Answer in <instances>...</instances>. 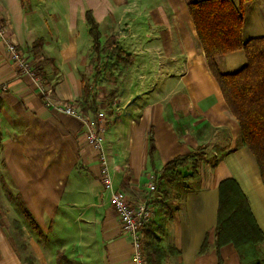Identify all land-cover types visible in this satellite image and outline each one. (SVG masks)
<instances>
[{
  "label": "crops",
  "instance_id": "obj_1",
  "mask_svg": "<svg viewBox=\"0 0 264 264\" xmlns=\"http://www.w3.org/2000/svg\"><path fill=\"white\" fill-rule=\"evenodd\" d=\"M197 1L202 0H0L9 37L53 89L54 98L86 115L105 114L104 149L113 188L131 204L152 206L147 243L165 252L162 264H218L214 229L219 184L227 178L240 185L264 234L260 170L207 65L189 10ZM232 2L238 6L239 0ZM87 11L99 24L101 42L117 36L131 57L127 68L119 65L116 83L105 82L116 68L94 81ZM243 14V41L264 37V0L248 2ZM39 40L42 47L36 51L33 44ZM217 63L222 72L235 73L247 60L243 50H236L219 56ZM0 83L8 86L0 95V157L25 218L30 223L28 212L39 227L30 223L39 240L30 241L34 257H50L44 238H51L57 248L62 239L72 257L86 254L88 264H132L130 238L120 230L85 126L44 104L33 78L19 72L1 40ZM200 146L205 155L199 176L159 202L161 193L149 190L151 178ZM0 214V264H27ZM207 236L209 251L200 254ZM221 256L224 264H241L231 245L221 248Z\"/></svg>",
  "mask_w": 264,
  "mask_h": 264
},
{
  "label": "trees",
  "instance_id": "obj_2",
  "mask_svg": "<svg viewBox=\"0 0 264 264\" xmlns=\"http://www.w3.org/2000/svg\"><path fill=\"white\" fill-rule=\"evenodd\" d=\"M250 1L252 0H239L237 6L232 0H202L190 3L189 10L205 52L207 65L230 112L239 124L243 145L251 151L257 161L264 185V37L243 41V11ZM86 23L93 41L91 65L95 71L94 81L99 82L114 68L120 76L122 70H119V65L127 68L131 64L130 55L120 48L117 36H111L106 42H101L99 24L91 11H87ZM41 47L42 40L33 44L36 51ZM236 50L244 51L246 65L235 73L222 72L218 67L217 58ZM115 92L114 90L110 95L111 102H114ZM84 105L86 102L81 104L86 112ZM91 109L95 110L94 105H91ZM204 155V147L200 146L185 157H176L169 161L156 172V185L159 186L168 179L182 185L196 179ZM154 156L155 145L153 139H150L149 157L152 165ZM26 215L33 227L39 230L28 212ZM263 242L264 234L238 182L233 178L221 181L217 224L214 229L218 264H224L221 248L227 245L235 248L241 264H264V255L260 249ZM209 248L207 236L199 253L205 254ZM146 250L148 264H162L165 252L158 245L148 243Z\"/></svg>",
  "mask_w": 264,
  "mask_h": 264
},
{
  "label": "built area",
  "instance_id": "obj_3",
  "mask_svg": "<svg viewBox=\"0 0 264 264\" xmlns=\"http://www.w3.org/2000/svg\"><path fill=\"white\" fill-rule=\"evenodd\" d=\"M0 40L4 43L9 59L16 64L20 73L29 75L37 85L44 104L58 112L72 116L85 126L87 141L97 152L101 166V181L104 190L109 191L110 202L119 219V227L123 234L130 238L132 246V264H148L147 250L145 247L146 229L152 220V207L149 203L140 202L131 204L120 193L114 190L109 173V162L104 149L105 127L102 122L105 118L103 112H98L95 117L84 114L77 106L57 101L53 89L37 73L29 63L26 53L8 35V26L0 16ZM8 89L5 83H0V95ZM155 177L151 178L149 190H156Z\"/></svg>",
  "mask_w": 264,
  "mask_h": 264
},
{
  "label": "rangeland",
  "instance_id": "obj_4",
  "mask_svg": "<svg viewBox=\"0 0 264 264\" xmlns=\"http://www.w3.org/2000/svg\"><path fill=\"white\" fill-rule=\"evenodd\" d=\"M118 79V71L116 70L113 72L108 79L105 81L106 83H116ZM90 81V78L87 82ZM106 87L109 88V91H112L113 87L106 85ZM93 117L95 115H91ZM168 182L165 184V187L163 190H160L162 187V183L157 186L156 182V189L159 193H161V199L159 202L164 201L165 198L172 197L174 195H177V191L181 190L180 186L182 185L176 181H172L170 179L167 180ZM186 185V184H185ZM177 188V189H176ZM156 191V190H154ZM152 191V192H154ZM153 203V202H152ZM158 203V202H157ZM154 204V203H153ZM167 206V204H166ZM165 204L163 207L166 209V213L171 215V210L166 207ZM152 207V206H151ZM0 212L4 215V221L7 224V229L10 231L11 235L14 237L15 245L19 249V256L22 260H24L27 264H88L87 263V255L85 254H78L77 256H71L69 252V248H63V242L62 239L59 244V248H57V245L53 244L54 241H57L56 239H49L44 238V242L49 244V251L51 253L50 257L47 260H43L37 257H34L32 253V246L30 245V241L34 243H39L38 240V233L30 223L27 221L23 214V207L13 191L11 187V183L4 171L3 164L0 157ZM0 217L3 218V216L0 214ZM20 217L22 221H20ZM152 217H153V210H152ZM149 235V233H146ZM52 235V234H51ZM147 236L145 237V247L147 248ZM36 249L39 252L38 245H36ZM81 252H85L83 247H80ZM261 252L264 255V251L262 250V245L260 246ZM71 251V248H70ZM148 253V252H147Z\"/></svg>",
  "mask_w": 264,
  "mask_h": 264
}]
</instances>
